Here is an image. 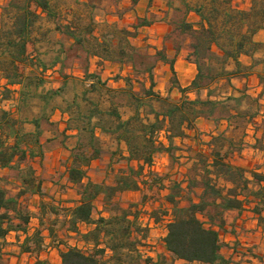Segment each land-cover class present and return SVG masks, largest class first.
<instances>
[{"label":"crops","instance_id":"1","mask_svg":"<svg viewBox=\"0 0 264 264\" xmlns=\"http://www.w3.org/2000/svg\"><path fill=\"white\" fill-rule=\"evenodd\" d=\"M207 30L201 57L212 79L195 89L194 45ZM156 52L165 60L151 74L137 70L136 54ZM185 99L213 105L195 107L202 114L192 128L181 121L184 136L171 143L165 118L157 140L173 156L156 153L152 167L131 158L146 125ZM0 110L9 112L0 151H14L16 166L0 167V178L29 217L24 232L0 238V264H61L70 248L127 264L132 241L150 245L153 264H208L165 246L175 209L198 202L207 181L243 202L215 227L221 264H264V0H0ZM73 168L83 171L76 181ZM150 173L162 179L147 189Z\"/></svg>","mask_w":264,"mask_h":264},{"label":"trees","instance_id":"2","mask_svg":"<svg viewBox=\"0 0 264 264\" xmlns=\"http://www.w3.org/2000/svg\"><path fill=\"white\" fill-rule=\"evenodd\" d=\"M208 31V30H207ZM210 36V32H201L199 34V40L194 45V62L199 69L197 78L192 84L193 88H198L200 84L208 83L212 78L210 71L206 68L202 61L203 55L210 51V44L202 39ZM242 51L241 45L238 46L234 54H225L222 64L232 57L236 59L238 54ZM159 60H165L161 52H156L153 55H141L136 54L134 62L137 70H141L151 74L152 69ZM10 77V76H9ZM146 96L157 98L148 89L143 92ZM9 98V90L4 89L1 94V99L6 100ZM213 105L211 101L200 102L199 100L189 101L185 99L180 107L173 106L167 109L162 119L158 118L154 122L147 124L145 132L147 135V142L144 145L142 153H131L130 157L134 159L142 160L148 167L153 162V156L159 152H166L173 156L175 148L171 144L165 146L163 143L157 140L159 131L163 129L164 120L167 117L170 121L167 129V140L171 143L174 136H184V132L181 129V121H185L187 128L193 127L194 119L202 114V108H210ZM201 107V110H197L195 107ZM191 107L193 111L190 113V117L184 114H180L181 108ZM188 112H190L188 110ZM0 113L4 116L9 112L0 110ZM138 148V147H137ZM239 148V147H238ZM22 156V155H20ZM14 151L11 154L0 151V167H8L10 169H16L13 164ZM80 164L87 163L86 160L80 159ZM213 166L221 173L225 172V164L222 162L220 152L215 153V160ZM227 169V168H226ZM141 169L138 170L140 172ZM83 171L81 168H73L70 172V179L76 181L77 178H81ZM149 181L144 179L142 186L147 189H152L161 184L159 176L150 173ZM255 178H258L255 176ZM125 188L123 184L121 188ZM218 199L219 202H215ZM243 202L238 199L237 193L234 189L229 190L227 195L222 196L221 191L214 184L209 181L204 183V193L198 202H191L187 207L177 208L174 211L173 219L167 223V235L165 237V246L169 253L176 259H181L188 262H203L208 264H221L223 259L219 254L221 243L219 242L218 232L215 227L221 229L224 225L223 214L227 210L241 209ZM89 212L88 205H82L75 210V215L78 219L86 220ZM200 216H204L206 219L202 220ZM29 221L28 214L21 208L18 203L17 196H11L9 192L3 186V178H0V238H3L9 231L24 232L26 230L27 223ZM102 222V220H99ZM138 242L132 241L128 248L131 255L128 258L127 264H139V256L137 254ZM1 249V246H0ZM27 250V249H25ZM101 251L97 250L92 254H86L78 249L70 248L64 252H61V264H101L97 258ZM149 261V260H147Z\"/></svg>","mask_w":264,"mask_h":264},{"label":"built area","instance_id":"3","mask_svg":"<svg viewBox=\"0 0 264 264\" xmlns=\"http://www.w3.org/2000/svg\"><path fill=\"white\" fill-rule=\"evenodd\" d=\"M242 145L243 144H240L239 147H242ZM153 164L154 163L152 162L149 167H152ZM145 180H146V182H148L149 181V177L146 176ZM136 249H137V254L139 256V261L141 262V264H153V261H152L151 257L147 255L148 252H151L152 251V249H151V247H150L149 244H147V243H140L139 242ZM249 253H250V251L247 249V250H244V253H242V254L244 256H247ZM234 255H237V256L240 255L238 249H236V248L234 250ZM147 260H149V261H147Z\"/></svg>","mask_w":264,"mask_h":264},{"label":"rangeland","instance_id":"4","mask_svg":"<svg viewBox=\"0 0 264 264\" xmlns=\"http://www.w3.org/2000/svg\"><path fill=\"white\" fill-rule=\"evenodd\" d=\"M245 250H247L246 248H245ZM249 250V249H248ZM249 251H252V250H249ZM248 252V251H247ZM249 256L251 255V253H249L248 254ZM139 264H141V262L139 261Z\"/></svg>","mask_w":264,"mask_h":264}]
</instances>
